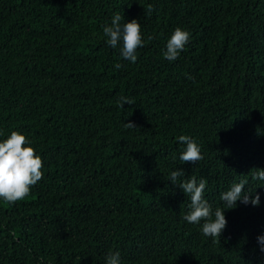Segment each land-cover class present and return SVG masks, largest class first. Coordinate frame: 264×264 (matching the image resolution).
<instances>
[{
	"label": "trees",
	"instance_id": "obj_1",
	"mask_svg": "<svg viewBox=\"0 0 264 264\" xmlns=\"http://www.w3.org/2000/svg\"><path fill=\"white\" fill-rule=\"evenodd\" d=\"M114 13L141 25L134 63L105 43ZM177 26L190 39L169 61ZM13 130L42 177L0 200V264H264V0H0V139ZM180 135L201 160L178 159ZM176 168L205 179L213 210L241 180L260 202L204 236Z\"/></svg>",
	"mask_w": 264,
	"mask_h": 264
},
{
	"label": "clouds",
	"instance_id": "obj_2",
	"mask_svg": "<svg viewBox=\"0 0 264 264\" xmlns=\"http://www.w3.org/2000/svg\"><path fill=\"white\" fill-rule=\"evenodd\" d=\"M148 11H152L151 4L148 5ZM140 29L141 25L136 18L126 21L119 13H114L102 27L106 37L105 43L113 49H118L122 59L133 63L137 59V48L143 45ZM189 39L188 30L179 26L175 27L165 41L162 53L164 58L175 61ZM125 103L131 102L128 98L121 97L120 106L123 107ZM125 126L135 127L132 122H125ZM177 140L183 145V150L178 156L182 163L198 162L202 159L200 145L194 138L180 135ZM41 169V156L23 133L13 130L0 139V200L12 203L26 197L30 186L41 179ZM259 169L260 171L254 175L256 179L264 181V168ZM180 176H184L183 170L176 168L171 171L169 180L173 184H178L183 193L189 197L188 210L182 219L189 224L198 225L204 236H220L227 224L224 212L226 209H231L232 205L236 206L237 201L243 204L250 203L253 206L260 202V194L247 193L244 188L245 181L241 180L220 193L219 198L227 207L218 206L213 210L204 198L205 179L197 180L193 176H188L176 183ZM256 241L260 252L264 254V233L257 235ZM104 264H121L120 252L110 250L104 258Z\"/></svg>",
	"mask_w": 264,
	"mask_h": 264
}]
</instances>
